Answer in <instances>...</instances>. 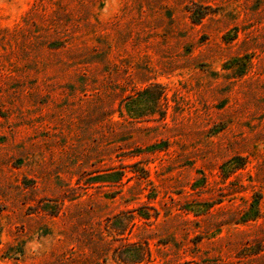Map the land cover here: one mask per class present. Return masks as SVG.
Returning <instances> with one entry per match:
<instances>
[{
  "label": "rangeland",
  "instance_id": "rangeland-1",
  "mask_svg": "<svg viewBox=\"0 0 264 264\" xmlns=\"http://www.w3.org/2000/svg\"><path fill=\"white\" fill-rule=\"evenodd\" d=\"M0 264H264V0H0Z\"/></svg>",
  "mask_w": 264,
  "mask_h": 264
},
{
  "label": "trees",
  "instance_id": "trees-1",
  "mask_svg": "<svg viewBox=\"0 0 264 264\" xmlns=\"http://www.w3.org/2000/svg\"><path fill=\"white\" fill-rule=\"evenodd\" d=\"M131 249H132V247H131ZM137 254V253H136ZM137 256V255H136ZM139 260H141L140 258H136V259H134L133 260V263H139Z\"/></svg>",
  "mask_w": 264,
  "mask_h": 264
}]
</instances>
